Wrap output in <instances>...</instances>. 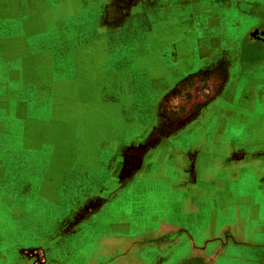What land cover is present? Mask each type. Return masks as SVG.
Here are the masks:
<instances>
[{
  "label": "crops",
  "instance_id": "0c3cea01",
  "mask_svg": "<svg viewBox=\"0 0 264 264\" xmlns=\"http://www.w3.org/2000/svg\"><path fill=\"white\" fill-rule=\"evenodd\" d=\"M169 1L155 10L147 0H132L129 5L110 0H0L2 110L17 109L16 118H9L15 127V143H6L7 132L0 146L4 168L0 183H7L6 170L17 153L37 156L48 149L46 172L35 170L33 174L56 192L69 191L78 181L83 194L75 202L88 204L92 182L77 176L102 167L92 157L110 159L107 178L95 189L103 200L101 205L71 231L57 235L55 257L45 264H179L182 259L171 263L179 247L190 245L200 257L203 246L221 234L227 238L228 234L243 235L245 240L235 242L252 249L264 245V222L260 221L264 182L231 178L232 168L219 164L216 157L209 155L205 166L201 152L195 151L193 158L180 153L186 139L192 141L193 149L200 148L197 140L204 135L200 130L177 133L169 141L171 147H166L167 154L163 146L157 152L147 150L139 169L129 168L134 175L116 188L117 172L126 164L123 159L117 162L118 150L129 140L135 148L138 140L151 136L160 109L171 104L166 100L171 89L201 70L203 58L198 51L203 44L225 37L236 45L235 67L240 73L246 69L238 45L244 36L234 30V13L258 18L259 24L249 29L246 38L264 43V0L188 1L175 9L178 22L170 20ZM187 5L192 8L188 31L182 20ZM109 12L112 18L121 12V17L109 20ZM107 23H114L115 29L105 31ZM176 25L181 32L175 33ZM61 41L70 47L66 57H58L56 46ZM191 43L199 44L193 52L186 45ZM10 72L16 78H10ZM61 73L66 76L59 77ZM258 77L260 96L264 65ZM29 92L33 100L46 101L51 116L35 118ZM56 105L68 111L72 106L91 108L97 114L73 118L68 115L73 113H67L64 118H52ZM78 123L85 128L75 130ZM213 135L209 132L210 138ZM60 169L66 170L65 180L54 177L53 171ZM218 171L224 177H218ZM202 172L208 178H201ZM70 175L74 178L69 179ZM174 232L178 235L174 242L160 241Z\"/></svg>",
  "mask_w": 264,
  "mask_h": 264
},
{
  "label": "rangeland",
  "instance_id": "374dc122",
  "mask_svg": "<svg viewBox=\"0 0 264 264\" xmlns=\"http://www.w3.org/2000/svg\"><path fill=\"white\" fill-rule=\"evenodd\" d=\"M110 1L113 4L127 3L128 5L132 2V0ZM166 1L168 0H147V3L155 10H160L161 3ZM188 1L192 0L169 1L170 20L178 22V13L175 9L179 4L185 5V2L188 4ZM186 7V17L182 20L187 24L186 31H188V24H190L188 20L192 17L189 11L192 8L189 5ZM119 17H121V12L113 16L115 19ZM113 18L109 12L107 19L112 20ZM232 19L237 24L234 30L239 29L240 33L243 32L244 39L240 36L241 40L238 45L242 53L241 60L247 64L246 69L242 68L241 73L238 71L239 67L235 70L236 45L226 41L225 37L211 44H203L202 49L199 48L200 52L198 51V56L203 58L201 70L186 76L171 89L167 98L165 97L171 104L160 109L161 112L159 118H156L151 136L146 140H138L139 143L135 148L130 146L129 140L118 150L117 162L123 159V161L126 160V164L122 170L117 172L116 188L121 187L131 175H134V168L139 169L147 150L157 152L158 148L163 146L162 152L167 154L170 150L166 147L177 133L194 130H200L208 137L203 135L202 139L197 140V143L201 144L200 148L197 145L198 149L190 147L192 141L186 139V146L179 150L180 153L193 158L195 151L201 152V160L206 163L205 166L209 165V155L211 158L216 157L219 164L227 163L232 168L231 178L260 179L264 182V93L261 92L260 96L257 93L260 82L258 74L261 73L264 65V43L246 38L249 29L259 24L257 23L258 18L250 20L247 14L236 12ZM114 27V23H107L104 29L110 31L115 29ZM172 28H170L171 34L173 33ZM174 30H176L175 33L181 32V27L178 29L176 25ZM57 37L61 39L60 32ZM61 42H58L56 46L58 57L60 55L66 57L70 47L68 49L69 44L65 41ZM186 45L193 52L199 44ZM61 76L63 73L59 77ZM10 78L14 79L16 75L10 72ZM3 93L0 94V146H2V138L8 137V135L5 137L7 132L10 137L6 143L14 145L15 140L12 134H16L15 127L10 123L9 118H16L17 109L10 106L8 110H2ZM27 95L33 100L31 92ZM32 107L35 118L51 116L47 115L50 108L44 100H33ZM78 107L72 106L68 111L62 105H56L53 108L52 118H64L67 113H73L74 115L68 114L73 118H86L87 114H97V111L91 108ZM206 116L209 117L206 118ZM196 119H199L198 122L195 121ZM81 125L82 123H78L75 130L80 131L85 128ZM209 132L214 134L212 138L209 137ZM107 142L108 140L104 138L103 145H108ZM5 155L2 154V157ZM92 158L93 162H101L102 167L95 173L83 177L77 176L80 181L92 182L91 193L88 197L89 203L81 205V202H75L83 194L78 181L75 183V188L56 192L48 185L41 183L37 174H33L35 170L36 173L46 172L50 162L48 149L37 156L17 153V157L11 160L9 169L6 170L5 181L7 183H0V210L2 212L0 216V264H45L55 257L54 242L57 235L71 231L82 219L92 214L99 204L101 205L103 200L98 198L99 193L95 189L98 190V187L104 184L106 174L109 173L106 168H109L110 159L107 157L98 159L96 156ZM160 158L164 161L163 157ZM129 168L134 169L131 174L128 171ZM222 172L218 171V177H224ZM3 174L4 168L0 165V176ZM53 174L57 180L67 178L65 169L54 170ZM71 178L74 176L70 175L69 179ZM201 178H208V176L202 172ZM261 214L260 221L264 222V212ZM228 236V238L225 234L214 236L217 240L204 245L200 257L196 255L194 249L190 248V245L185 244L176 251L171 263L182 259L183 261L181 260L179 264H264V245L261 248L259 246L258 249H252L245 243L235 242L237 239L245 240V236L235 237L237 234H228ZM176 238L178 235L174 232L160 241L169 244ZM173 245L169 247L172 249ZM132 254L137 256V251L134 250ZM140 257L142 258L141 255Z\"/></svg>",
  "mask_w": 264,
  "mask_h": 264
},
{
  "label": "flooded vegetation",
  "instance_id": "af4514ba",
  "mask_svg": "<svg viewBox=\"0 0 264 264\" xmlns=\"http://www.w3.org/2000/svg\"><path fill=\"white\" fill-rule=\"evenodd\" d=\"M238 65H239V64H238ZM236 69H237V68H235V70H236ZM240 70H241V69L238 68L239 73H240Z\"/></svg>",
  "mask_w": 264,
  "mask_h": 264
}]
</instances>
